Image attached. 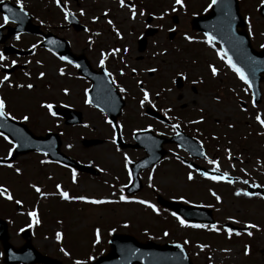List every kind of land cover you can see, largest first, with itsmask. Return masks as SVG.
<instances>
[{
  "label": "rangeland",
  "instance_id": "1",
  "mask_svg": "<svg viewBox=\"0 0 264 264\" xmlns=\"http://www.w3.org/2000/svg\"><path fill=\"white\" fill-rule=\"evenodd\" d=\"M94 1L99 3L100 9L99 11L92 9L90 3L89 19L96 14L100 16L96 26L105 32L109 40L107 41L106 37L104 39L102 37V39L110 46L130 44L131 50L137 54L136 41L139 34L143 33L148 24L149 26L153 24L158 29L159 33L149 40V47L154 50L152 64L153 68H161L163 77L168 78L170 85L173 86V82L181 70L192 72L195 76L199 72L206 73L205 59L203 58L211 57L210 54L200 53L201 60L199 64H196L193 61V56L198 55L196 51L199 53L202 48L196 46L197 44H187L183 41L182 35L190 29L191 16L199 15L205 11L211 0H182L184 7L177 5L175 0H130L137 3V7L135 5L134 9L128 8L125 4L122 7L115 0ZM259 1L241 0L242 11L253 16ZM29 5L39 6L34 3H29ZM54 10L56 9L54 8ZM103 12L104 15L106 13L109 16L102 17ZM133 12L135 13L134 18ZM141 12L143 15L140 14ZM173 15L178 16V24L173 23ZM108 21L112 23L109 24ZM110 29L121 30L120 35L125 36L121 40L122 42L118 41ZM170 30L176 32L172 40H169ZM259 40L264 41V37H259ZM155 57H161L162 61ZM58 66L57 64L55 68L47 69V74L54 79L52 98L50 99L58 103L66 100L72 104L74 108L83 113L85 124L83 127L64 130L63 135L61 134L62 151L83 162L92 164L99 169L101 174L96 178L83 176L73 178L72 175L55 164L43 163L41 165L40 163L45 161V157L37 156L35 153L20 156L12 170L0 169V188L8 189L9 195L13 198L9 204H5L0 199V217L9 220L10 242L13 246L19 247L23 244L17 232L20 227L24 226L23 228H35L33 243L41 253L54 257L65 264H74L73 258L88 262L96 259L98 255L106 254L109 250L108 241L114 233L131 235L144 243L148 241L158 244L180 242L187 248L194 264H264V204L258 200L248 201L245 198L224 193L223 201L220 200L221 206L217 205L208 194L209 185L198 180L201 183L189 181L187 176L190 172L177 162L175 156L170 155L169 160L163 165L142 176L146 187L140 195L129 203H120V196H125L123 185L128 181L125 167L128 163L143 157L144 153L138 149L122 151L112 142L115 132L106 123V118L88 105L84 107L83 88L80 84L67 79L60 82ZM29 84L33 86L31 89L27 87ZM65 87L70 91L68 98H64L60 93L61 89ZM155 90L153 89V91ZM23 94L26 99L30 98V101H34L31 98L37 99L41 98V95L51 93L39 91L37 84L26 82ZM176 94L174 93L169 100H173L177 111L184 105L183 109L185 107L187 110L195 109V111H199V114L211 117L213 106H216L218 124L213 123V128H219L220 134L230 137V135L240 134V130L246 131L245 127H238L233 132L226 129L228 122H235L239 117L240 110L235 100L216 103L213 100L201 99L196 101L197 107H195V102L190 99L177 100ZM27 107L30 105L28 104L22 112L35 113L38 110L34 107ZM39 111L44 114V110L40 109ZM15 114L19 118L22 117L20 110ZM142 114L143 109L139 108L137 102L134 103L133 100H130L122 117V124L127 125L125 136L129 141L132 138V131L140 130L145 126V121L141 118ZM28 122L32 126V131L37 135H43L53 127V121L49 114L42 115L40 118L30 117ZM35 122L37 125L34 127ZM235 132L237 134H234ZM84 139H100L103 142L99 146L85 149L82 145ZM248 145L250 146L251 143ZM172 151L176 152V149ZM5 152L6 150L1 151L0 149L1 156L4 157ZM125 156L128 157V161H125ZM248 166V171L257 176L258 163L252 160ZM17 168L20 169V174L15 171ZM55 184L60 185L61 190L67 191L73 198L69 199L70 204L60 203L57 199L46 201L40 198L39 193L35 191V187H39L41 191L45 190L48 194L54 193L57 191L54 188ZM153 188L156 189V193L158 192L167 200L216 204L218 207H222V209H217L219 211H214L218 222L228 219L237 222V219H240L244 223L252 222L258 226L259 230H251L254 235L253 239H248L246 234L236 239L227 240L229 234L220 229L211 231V229L205 230L208 228L204 227H182L172 215L173 213L157 205L156 195L151 191ZM77 195L89 200L106 202L101 204L102 206L91 204L86 202L88 200L74 199L78 198ZM38 199L41 201L38 202ZM142 199L154 205L157 212L137 203ZM17 200L23 203H21L23 205L21 213L15 211ZM35 205L37 209L33 207ZM5 207H7L6 211ZM32 211L37 213L35 220L38 223L28 215ZM97 230H99V242H97ZM60 232L65 235L63 250L67 251L68 255L64 254L65 252L61 250L60 240L56 239V234ZM239 238L241 239L239 240ZM184 241H188V243L185 244ZM95 243H99L101 247L94 248L92 245ZM249 244L251 249L249 248V254L245 255V246H249ZM70 254H72L71 260H69Z\"/></svg>",
  "mask_w": 264,
  "mask_h": 264
},
{
  "label": "flooded vegetation",
  "instance_id": "2",
  "mask_svg": "<svg viewBox=\"0 0 264 264\" xmlns=\"http://www.w3.org/2000/svg\"><path fill=\"white\" fill-rule=\"evenodd\" d=\"M9 2L15 4L14 2L16 0H5V4L0 5V54H3L5 57L3 61H0V65H3L0 67V79H3L4 75H8L10 78L9 81L0 84V99L6 102V111L9 114L13 117H18L15 113H18L20 110L22 117L19 119H22L24 116L40 118L44 115L40 113L39 110L41 108L39 103L37 104V101H33V106L31 104L32 102L26 99L25 95L21 93V84H23L26 78V70L28 71V80L32 79L35 83H39V90L47 91L45 88H42V85H47L48 82L52 83L53 81L52 76L47 74V69L55 68L58 64V70H64V75H60V72L58 74L60 82L67 79L76 84H80L85 97H87L92 85L91 80H96L98 83L102 82L103 85L106 84L105 71H107L111 73V76L107 77L110 81H116L115 84H112L124 101L133 100L134 103L137 102L140 109L143 108V115H141L142 120L145 121L143 129H151L155 135L162 137L164 140L163 148L167 151V154L163 160H167L169 154L172 153L171 151L177 149V153L173 155L177 157L181 164L187 165L185 161H193L199 168H203L205 173H217L219 176L227 173L225 179L238 184L235 191L227 189L229 192H226L225 185L218 184L216 181L209 179H203L197 169L193 170L199 180L210 182V186L215 189V192L236 196L234 194L236 191L243 193L245 191L249 192L251 189L256 193H260L259 196L264 194V185H260L259 182L249 188V182L252 180L249 175L250 171H248V164L252 160H255L260 165V170L257 171V175L261 179L264 177V129L260 128L256 122V116L258 114L264 120V74L262 72H257L256 74L252 72L254 75H257L262 92L260 104L254 103V95L251 88L245 85L224 63L216 62L215 57L203 58L205 59V74L199 72L195 76L192 72L181 70L182 80L178 87L175 88L169 84L168 78L163 77L161 68L156 67L155 72L148 71L149 69H153L152 61L154 60V50L149 45L146 52L143 55H139L134 54V50H131L132 47L130 44L110 46L103 43L102 37L104 32L96 26L100 16L96 14L89 19V4L91 3L92 9L99 11L98 2L94 0H60L63 12H58L54 10L56 7L54 6L53 0H21L23 6L29 3L39 4V6L31 5L32 7L29 5L26 8L31 13L34 24L39 27L36 32L38 34L36 35L23 34L18 30V23L10 21L6 25L3 23V16L7 15L5 8H7V3ZM65 11L69 13L67 19H65L64 15ZM81 12H83V15H81ZM251 17L258 16H246V32L250 37L253 47L260 50L262 49L263 41H260L259 37H264L263 25L254 24V21L250 22L249 18ZM259 18L257 20L261 21ZM70 19L80 23V25L87 29L82 32L76 31L70 24ZM192 33L199 36L196 40H199L200 43L203 42V44L196 46L203 45L205 47V36H201V33L194 31ZM17 34L20 36L19 39H16ZM25 38H29V40L26 41L24 40ZM56 38L65 39L69 42L71 50V55L68 56L69 58L77 60L81 58L84 61V67H81V73H79L80 66L78 64L74 62L68 63L67 61L69 60L66 57V60L60 59L63 55L56 52V46L46 48L49 40L56 41ZM33 45H36V47L33 48ZM211 47L214 50H222L216 43H213ZM15 49H33L32 58H35L34 68L27 67L25 63L26 57L16 54L17 51ZM156 52L159 53V51ZM196 54H198V51H196ZM194 56L195 59H198L195 63L199 64L201 58H197V55ZM101 59L104 60L103 68L100 67L99 63ZM155 59L162 61L161 57H155ZM13 61H15V64L12 63ZM209 65L215 66L221 75L218 77L212 76ZM41 72L44 73L43 77L40 76ZM121 72H123V75H121ZM247 78L249 80V73ZM52 87L48 89L51 94L43 96V98L47 99L48 104L53 105V111H62L65 108H69V105L61 106L58 102L50 99L52 98ZM121 87L125 89L124 92H120L119 89ZM141 88L146 90L150 95L149 102H146L143 107L140 105V101L143 99ZM153 89L156 90L153 91ZM60 93L64 98H68L64 88L61 89ZM174 93H177V100H181L182 98L186 100L190 99L195 102V107H197L196 101L201 99L206 101L213 100L216 103H226L227 100H235L240 110L239 117L235 122H228L226 129L229 132H233L238 127H245L246 131L242 132L240 130V134L235 132L234 134L237 135L229 134L230 137L220 134L219 128H213V123L218 124L216 106H213L214 110L211 111V117L201 115L195 109L187 110L186 107L183 109L184 105L177 111L173 100H169V98L173 97ZM105 94H110V91ZM62 103L67 104V101L63 100ZM28 104L30 107L37 108L38 110L35 113L22 112ZM228 108L230 107L228 106ZM148 109H156L168 117L171 120L170 123L162 122L151 117L147 112ZM54 118L60 122L61 126L55 125V121L52 120L53 127L51 130L46 131V133H59L61 135L64 130L73 128L66 124V119L57 117V115ZM193 121L197 122L193 123ZM28 123L26 122L24 125L32 131V126ZM33 125L35 127L37 122ZM173 125H178L179 127L174 130ZM177 133H179V145L169 144L168 141ZM191 139L198 141L203 146L204 156L196 149L194 152L196 156L192 158L190 153L185 150L189 144H195ZM248 143H251V145L249 146ZM0 149L1 151L6 150L5 156L8 157L9 146L2 140L0 142ZM65 154L72 157L70 154ZM0 157L2 156L0 155ZM76 160L81 164H88L80 159L76 158ZM210 160L215 161V164L209 163ZM55 165L63 168L65 172L70 174L75 173V175L80 177H89V174L80 173L78 170L69 166H63L57 163ZM187 167L189 166L187 165ZM217 168L218 171L216 170ZM244 181L248 183L245 184ZM151 191L154 193V190ZM6 195L9 194L6 193ZM248 196L240 195L237 197L243 198ZM0 199L5 204L11 202L4 196H0ZM6 210L7 207H5Z\"/></svg>",
  "mask_w": 264,
  "mask_h": 264
},
{
  "label": "water",
  "instance_id": "3",
  "mask_svg": "<svg viewBox=\"0 0 264 264\" xmlns=\"http://www.w3.org/2000/svg\"><path fill=\"white\" fill-rule=\"evenodd\" d=\"M229 0H218L216 7H214L210 16L206 18H202L199 20H195L194 23L201 22L203 24L210 23L215 19V15H221L226 13L225 5ZM234 1V14L235 18H232L230 22H235L237 24L236 27L241 25L240 16L238 14V6L236 0ZM235 28V27H233ZM232 27H228L223 32H228V30H234ZM220 28L218 29V31ZM227 33H219L215 34V37L224 40L227 36ZM146 40L143 41V43ZM255 57L259 58L260 62H264V55L258 54ZM257 61V60H256ZM96 106L102 107V109L109 114V108L114 105L112 101H97L94 102ZM103 105H105L103 107ZM119 108L115 107L116 110L115 115H112V119L115 120L116 116L119 114ZM81 114H77V119L74 121L75 123L80 122ZM26 133V132H25ZM27 134V133H26ZM22 143L20 144V150L23 153H27L32 150H37L48 154L51 159L59 160L65 164H71L73 166H77V164L68 159L66 156L60 153L59 147L60 142L56 138H35L33 136L22 135ZM120 142V141H119ZM99 141H89L87 142V146L97 145ZM161 156V153L159 154ZM149 158L143 160L142 162H149ZM141 162V163H142ZM157 162V161H156ZM148 166V165H147ZM149 166L151 163L149 162ZM82 170H87L91 172L90 168L84 167ZM159 203L179 215L183 216L188 221H200L198 216L205 217V220L212 223L211 218H209L210 211L198 210L196 208L183 206L177 203H170L161 198H159ZM24 237L27 240V243L21 247L20 249H14L8 243V235H7V227L6 224L0 220V241L3 243L4 251H5V264H60L56 260H52L48 257L42 256L40 253L36 251V249L32 246L30 241L29 231L24 233ZM112 250L111 252L103 258H100L96 263L93 264H191L189 261V257L186 252L180 246L179 248L176 245H164L159 246L154 243L141 244L137 242L133 237L123 236V235H115L110 242Z\"/></svg>",
  "mask_w": 264,
  "mask_h": 264
},
{
  "label": "snow or ice",
  "instance_id": "4",
  "mask_svg": "<svg viewBox=\"0 0 264 264\" xmlns=\"http://www.w3.org/2000/svg\"><path fill=\"white\" fill-rule=\"evenodd\" d=\"M175 3L177 5H180V7H184V5L182 3V0H175ZM217 3H218V0H211V2L208 4V6L205 9V11H207L208 9L213 8V6L214 5H217ZM4 4H5V0H0V5H4ZM120 4L123 7L124 6V0H120ZM261 5L264 6V0H261ZM57 6L58 7L60 6V0H57ZM16 7L19 8L20 11L22 13H24V15H27V13L24 12V9H23L21 0H16ZM5 11H11V9L10 8H5ZM173 11H175V9H173ZM140 14L143 15V12H141ZM64 15H65V19H67L68 16H69V13L67 11H65ZM81 15H83V12H81ZM105 15H106V13H105ZM225 15H229V14L228 13H225ZM134 16H135V13L133 12V18H134ZM3 23L5 25L9 23V17L7 15H4L3 16ZM108 23L111 24L112 22L111 21H108ZM117 34L119 35V33H117ZM205 36L207 37V41H206L207 43H211L212 40L214 39V37L211 36V35H209L208 33H205ZM19 38H20V36H19V34H17L16 39H19ZM185 39L191 40V38L190 37H187V36L185 37ZM32 47L35 48L36 45H33ZM261 47H264V45H262ZM116 51H119V50H116ZM219 55H221V58L223 59L224 56L227 55V53H223L222 52ZM4 59H5L4 55L3 54H0V61H3ZM60 59L61 60H66V58L63 57V56H61ZM67 62L68 63H71V61H67ZM12 63L15 64V61H13ZM99 63H100V67L103 68L104 67V60L101 59ZM226 63L228 65V67L237 75V77L241 81H243V83L245 85H248L249 87H251V84H250L248 78L246 77L244 71H242L241 68L237 67L236 64L232 62V59L230 57L227 59ZM2 66L3 65H0V67H2ZM209 67H210V70H211V75L212 76H216L217 75V69L215 67L211 66V65H209ZM148 71L155 72L156 69H149ZM59 72H60V75H64V70L63 69H60ZM105 75L106 76H111V73H108L107 71H105ZM121 75H123V72H121ZM40 76L43 77L44 76V73L41 72L40 73ZM9 79L10 78H9L8 75H4L3 76V79H0V84H3L4 82L9 81ZM111 82L113 84L116 83L115 80H112ZM27 87L29 89H31L33 86L31 84H29V85H27ZM119 90H120V92H124L125 91V89L122 88V87ZM141 92L143 93V99L140 101V105H141V107H143L146 102H149V93L146 90H144L143 88H141ZM65 94H67V90H65ZM85 103H90V101L86 99L85 100ZM42 107H44L45 109H47L48 110V113L50 115L55 116V112L53 111V105L52 104L46 103V104L42 105ZM8 119H14V117H11L10 114L6 111V102L3 99H0V120H8ZM23 120L24 121H28L29 120V117L28 116H24L23 117ZM256 120L261 125V127H264V120L261 119V117H260L259 114L256 116ZM196 122L197 121H193V123H196ZM108 123H111V121H108ZM172 127L175 130L179 126L178 125H173ZM0 135H3V134L0 133ZM177 135H179V133H177ZM3 139L5 141H7L8 144H10L12 146L9 149V151H8V157H11L12 156V151L16 148V145L13 144L12 141L9 140L7 136H3ZM112 142L115 144L116 143V139L113 138V141ZM201 154H203V153H201ZM125 161H128V157L127 156H125ZM41 163H47V161H41ZM209 163L215 164V161H211L210 160ZM7 167L12 168L13 165L11 163H8L7 164ZM189 167H191V165H189ZM216 170L218 171V168ZM15 171L17 172V174H20V169L17 168V169H15ZM200 175L201 176H204L207 179L212 180V181H220V180L225 179L227 177V173H224L223 176H218V175H208L205 172H200ZM73 177H75V173H73ZM187 179L189 181H191L193 179L192 173H189L188 174ZM74 182H75V180H74ZM227 182L228 183H232L231 180H228ZM244 183L247 184L248 182L247 181H244ZM56 188H57V191L59 193V196L62 199H64V200L73 199V198H71L69 196V193L67 191H62L61 190V186L60 185H57ZM35 191L37 193H39V194L42 195L41 189L39 187H35ZM7 192H8V189H6V188L0 189V196H4L8 200H12L13 199L12 196L6 195ZM234 194L236 196H240V195L248 196L249 195V193L246 192V191L243 192V193H241L240 191H236ZM212 195L215 196L217 202L220 201L221 198L218 195H216V193L213 192ZM74 199L85 200V197H78V198H74ZM125 199L126 198L123 195L120 196V200L121 201H125ZM86 202L91 203V204H101V203H105L106 201L93 199V200H88ZM16 203L17 204H20L21 201L17 200ZM137 203L142 204V205H146L148 208L152 209L153 212H157L156 207L154 205H152L151 203H148V202H146L144 200H139V201H137ZM28 215L33 218L34 222H37L38 223V221L35 220L36 215H37V213L35 211H32V212L28 213ZM173 215L175 216L176 220L179 221V224L182 227H193V228H202V227H205L204 225H200V224H192V225H189V224L186 223V221L184 219H182L179 216H176L175 213H173ZM233 222H235V221H233ZM244 227L246 229H256V230H259L258 229V226L254 225V224H250V223L244 225ZM212 228H213V230H216V226L215 225H212ZM225 231L228 232L229 235H231V229H225ZM246 234L249 237H251L253 233L251 231H248ZM165 235H168V233H165ZM235 235L239 236V235H241V233L240 232H236ZM60 238H61L60 233H57L56 234V239L59 241ZM97 242H99V230H97ZM184 243L187 244L188 241H184ZM176 247L179 248L180 245L178 244V245H176ZM61 250L63 251V249H61ZM249 251H250L249 246L246 245L245 246V252H244V254L245 255H248L249 254ZM64 254L65 255H68L67 252H65ZM75 264H82V262L78 260V261L75 262Z\"/></svg>",
  "mask_w": 264,
  "mask_h": 264
}]
</instances>
